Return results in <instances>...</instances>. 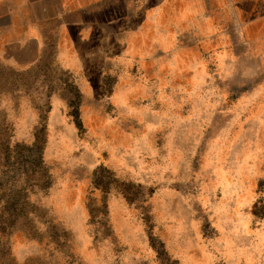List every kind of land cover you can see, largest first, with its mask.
Here are the masks:
<instances>
[{
	"label": "rangeland",
	"instance_id": "374dc122",
	"mask_svg": "<svg viewBox=\"0 0 264 264\" xmlns=\"http://www.w3.org/2000/svg\"><path fill=\"white\" fill-rule=\"evenodd\" d=\"M0 264H264V0H0Z\"/></svg>",
	"mask_w": 264,
	"mask_h": 264
},
{
	"label": "crops",
	"instance_id": "0c3cea01",
	"mask_svg": "<svg viewBox=\"0 0 264 264\" xmlns=\"http://www.w3.org/2000/svg\"><path fill=\"white\" fill-rule=\"evenodd\" d=\"M60 6H62L61 4H59Z\"/></svg>",
	"mask_w": 264,
	"mask_h": 264
}]
</instances>
